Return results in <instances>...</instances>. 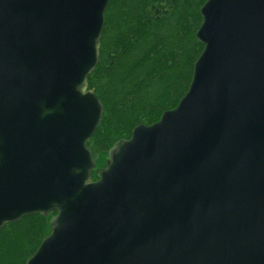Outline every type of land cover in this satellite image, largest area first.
<instances>
[{
    "label": "water",
    "instance_id": "water-1",
    "mask_svg": "<svg viewBox=\"0 0 264 264\" xmlns=\"http://www.w3.org/2000/svg\"><path fill=\"white\" fill-rule=\"evenodd\" d=\"M109 2L0 0V228L56 213L26 264H264V0L204 4L187 93L91 181Z\"/></svg>",
    "mask_w": 264,
    "mask_h": 264
},
{
    "label": "trees",
    "instance_id": "trees-1",
    "mask_svg": "<svg viewBox=\"0 0 264 264\" xmlns=\"http://www.w3.org/2000/svg\"><path fill=\"white\" fill-rule=\"evenodd\" d=\"M208 0H110L99 63L89 88L104 114L88 148L95 159L91 181L106 167L109 151L139 125L158 122L187 93L204 46L197 37ZM49 216L28 215L0 228V264H26L51 233Z\"/></svg>",
    "mask_w": 264,
    "mask_h": 264
},
{
    "label": "rangeland",
    "instance_id": "rangeland-1",
    "mask_svg": "<svg viewBox=\"0 0 264 264\" xmlns=\"http://www.w3.org/2000/svg\"><path fill=\"white\" fill-rule=\"evenodd\" d=\"M109 161V157H108V160H107V162ZM107 162H106V164H107Z\"/></svg>",
    "mask_w": 264,
    "mask_h": 264
}]
</instances>
